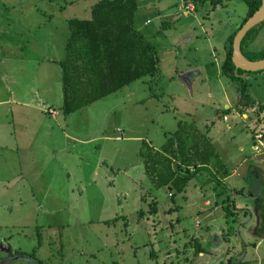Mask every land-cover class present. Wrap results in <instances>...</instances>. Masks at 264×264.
Here are the masks:
<instances>
[{
	"label": "rangeland",
	"instance_id": "rangeland-1",
	"mask_svg": "<svg viewBox=\"0 0 264 264\" xmlns=\"http://www.w3.org/2000/svg\"><path fill=\"white\" fill-rule=\"evenodd\" d=\"M95 1L0 0V264H264L248 196L264 197V145L249 149L264 112L256 121L251 106L240 107L220 70L223 38L245 2L204 12L183 0H136L133 26L153 45L156 71L63 115L57 60L67 19L88 17ZM261 47L264 21L243 50L254 57ZM211 123L223 131L221 147ZM174 135L181 153L169 161ZM227 148L238 155L229 165ZM245 153L254 169L244 162L221 180ZM148 156L170 167L184 158V189L169 195L152 183ZM249 170L258 176L247 184ZM226 196L244 207L226 209ZM195 241L204 255H193Z\"/></svg>",
	"mask_w": 264,
	"mask_h": 264
},
{
	"label": "trees",
	"instance_id": "trees-1",
	"mask_svg": "<svg viewBox=\"0 0 264 264\" xmlns=\"http://www.w3.org/2000/svg\"><path fill=\"white\" fill-rule=\"evenodd\" d=\"M183 1L185 4L187 2L192 3L191 9H196L198 5H204V12L213 9L216 4L220 3V0ZM243 1L246 4L245 14L235 26H232L223 39L224 56L220 70L226 75L227 80L234 84L237 91L236 102L241 106H252L253 99L247 93L248 82L243 75L245 71L235 68L230 60L232 35L260 3V0ZM135 8L136 0H96L90 6L88 17H70L67 19L68 32L63 45V53L57 60L60 67L61 102L59 108L63 115L118 89L133 79L154 74L157 68L155 50L153 45L145 40L133 26ZM263 21L264 18L250 26L239 40L240 51L249 59L264 57V47H261L254 57L246 55L243 50ZM262 70L264 68L246 72H259ZM241 73L242 75H240ZM262 107H264V103L260 102L256 103L252 109L257 118H259L258 112ZM226 111H228L227 107L224 108V112ZM171 140L175 144V149L172 147L173 155L165 158L169 161L176 157L175 151L179 153L178 155L181 153L179 151V138L175 139L174 135ZM166 149L167 147L163 148L164 151ZM163 153L161 158L164 160L165 155ZM202 155H204V158L201 163L210 160L208 149H205ZM183 159L175 161L174 167H170L169 165L159 166L156 161L163 162L158 157L155 161L152 158L150 159L149 156L144 157V172L148 175L150 181L157 186L166 185L168 192H170V189L182 191L188 176L191 174L186 165L189 163H184ZM171 194L172 192L169 195ZM140 200L145 201L146 199L141 197ZM151 203L156 204L152 199ZM148 207L151 210L150 212L156 210V207L149 205V203H147ZM227 207L228 205L225 206L226 209ZM254 207L258 219L256 233L261 234V231L264 232L263 196H257ZM170 208L172 206L162 210L165 211ZM195 243L193 255L201 249L199 243L196 241ZM182 246L184 249L183 241ZM174 250H182V248L178 249L175 245ZM229 258L226 263H229Z\"/></svg>",
	"mask_w": 264,
	"mask_h": 264
},
{
	"label": "crops",
	"instance_id": "crops-1",
	"mask_svg": "<svg viewBox=\"0 0 264 264\" xmlns=\"http://www.w3.org/2000/svg\"><path fill=\"white\" fill-rule=\"evenodd\" d=\"M227 34H228V32H227ZM226 34V35H227ZM225 38V37H224ZM223 38V39H224ZM223 56H224V50L222 51V55H221V62H222V59H223ZM246 73H248L247 75H246ZM256 74H258V75H255ZM245 77H246V80H247V82H248V85H247V88H246V90H247V93H248V95L250 96V98H252L253 99V105L251 106V108L253 109V107H255V104L256 103H260V102H262V103H264V87H263V82L262 81H264V70H262V71H259V72H253V73H249V72H245L244 74H243ZM217 79V78H216ZM222 84V83H221ZM233 86H234V84H233ZM234 88H235V86H234ZM234 91H236V89L234 90ZM235 93H237V91L235 92ZM11 100L13 99V98H10ZM225 100V99H224ZM17 101V100H16ZM22 103H24V102H22ZM26 103V102H25ZM238 104V103H237ZM29 105H31L30 104V102H29ZM225 106H226V104H225ZM240 107H242V106H240ZM241 109V111L239 112V114H240V116L241 117H243L244 115H245V117H246V113L243 111V109L242 108H240ZM262 111L264 112V107H262V109L259 111V114L258 115H263V113H262ZM228 115V113L227 114H223V117L224 116H227ZM233 116V115H232ZM244 117V118H245ZM223 121H225V119H222ZM255 120L256 121H261V119L260 118H257V117H255ZM210 126H213L212 127V129H211V132L213 133V134H215V143H218V146L217 147H221L222 146V144H224V143H222V135H223V131L222 130H220V129H218V128H216V127H214L215 125H213L212 123L210 124ZM225 126H228V124H226ZM260 126H263L262 124H260ZM256 130H258V129H254L253 131H256ZM259 131H261V130H259ZM203 137H204V135H203ZM203 137H201V138H203ZM250 137V136H249ZM232 138V137H231ZM241 138V137H240ZM260 138H262V140H260ZM230 139V138H229ZM218 140V141H217ZM249 140H250V144H249V149L251 150V148H250V146L253 144V143H257L258 145H257V147L259 146V145H261V146H263L264 145V135H263V131H261V136L258 138V140L253 136V137H250L249 138ZM252 140V141H251ZM254 140H256L257 142H255ZM219 141H220V143H219ZM224 141V140H223ZM230 141V140H229ZM238 141V140H237ZM199 142H200V140H199ZM239 142V144H238V146L236 147V151H242L241 150V147H242V145H240V143H241V141L239 140L238 141ZM205 143V142H204ZM206 147H209L210 148V146L206 143V145H205ZM225 147H226V145H225ZM252 147V146H251ZM204 148H202V151H201V153H203L204 154ZM217 150L218 151H221V148L219 149V148H217ZM227 150L230 152V153H233L232 155H227L226 154V151L224 152V156H223V160L229 165L231 162H230V159H232L233 157H235L236 159H237V157H238V155H237V153L235 154L234 153V151H230V149L229 148H227ZM201 158L203 159L204 158V155L203 156H201ZM249 154L248 153H245V154H243L241 157H240V159H239V161H241V162H237L236 163V165H237V167L236 166H234V165H231L230 166V171L227 173V174H224V175H222L221 176V180H223L227 175H230V174H232L233 172L235 173L236 172V169L239 167L240 168V165H242V163H244V162H248V164L250 165V169L251 168H253L254 169V165H253V163L251 162V160L249 159ZM203 161V160H202ZM241 163V164H240ZM208 162L206 161V163H201L200 162V165L201 166H204V167H207L208 166ZM186 165H188L187 167H189V164H186ZM223 165H225V164H223ZM247 165V164H246ZM246 165H245V167H246ZM227 168V167H226ZM263 172H264V168H262L261 169ZM262 171H260L261 173H262ZM258 173H259V171H258ZM236 174V173H235ZM259 175H260V173H259ZM256 176H258V175H256L255 173H254V171L251 173V171L249 170V171H247V173L244 175V180H245V182L248 184V181H253V179H254V177H255V179H256ZM223 177V178H222ZM243 184V183H242ZM225 186H226V184H225ZM235 187H240L239 188V190H236V192H238V193H241V191H242V189L241 188H243L242 187V185L240 184L239 186H235ZM235 187H231L234 191H235ZM229 190L231 189V188H229V187H227ZM238 195V194H237ZM260 196H263L262 194H259ZM243 195H240V197H242ZM248 196L249 197H252L253 198V201H251V203L253 204L252 205V209L253 208H255L254 207V203H255V201H256V198H257V195L255 196V195H253V194H248ZM234 200L235 199H233V197L231 196V197H229V196H226L225 197V201H226V205H228V203L230 204V205H232V206H234V207H238V206H241V203L239 202V204H237V202H234ZM203 204H208V201L206 200V199H204L203 200ZM213 206H215V204L213 205ZM212 206V207H213ZM217 206V205H216ZM221 206H223V203L221 204ZM241 207H244L243 205L241 206ZM211 209V208H210ZM210 209L208 210L209 212L208 213H210L211 211H210ZM253 211V210H252ZM255 211V210H254ZM255 217H256V215H255ZM257 220L258 219H256L255 220V227H254V232L256 233V227H257ZM231 232H232V230H231ZM216 233H218L217 231H216ZM233 233V232H232ZM231 233V234H232ZM256 235H257V238L258 239H261V240H264V238H263V236H262V234H260V233H256ZM215 237H216V235H214ZM217 240V238H213V241H216ZM253 244H254V242H253ZM223 245V244H222ZM201 246V245H200ZM202 249V250H201ZM201 249H200V251L196 254V255H204V250H203V248L201 247ZM205 258V257H204ZM203 260V259H202ZM201 260V261H202Z\"/></svg>",
	"mask_w": 264,
	"mask_h": 264
},
{
	"label": "water",
	"instance_id": "water-1",
	"mask_svg": "<svg viewBox=\"0 0 264 264\" xmlns=\"http://www.w3.org/2000/svg\"><path fill=\"white\" fill-rule=\"evenodd\" d=\"M264 18V0H260L257 8L247 16L240 26L235 30L231 38L230 60L235 68L244 71H255L264 68V57L249 59L239 49V40L245 31ZM242 75V74H241Z\"/></svg>",
	"mask_w": 264,
	"mask_h": 264
},
{
	"label": "built area",
	"instance_id": "built-area-1",
	"mask_svg": "<svg viewBox=\"0 0 264 264\" xmlns=\"http://www.w3.org/2000/svg\"><path fill=\"white\" fill-rule=\"evenodd\" d=\"M190 3L189 2H187L185 5H186V7L187 6H190L189 5ZM48 110H52V109H50V108H48ZM53 111V110H52ZM253 136L258 140V138L261 136V131H259V130H256V131H253ZM253 146H255V144H253Z\"/></svg>",
	"mask_w": 264,
	"mask_h": 264
},
{
	"label": "flooded vegetation",
	"instance_id": "flooded-vegetation-1",
	"mask_svg": "<svg viewBox=\"0 0 264 264\" xmlns=\"http://www.w3.org/2000/svg\"><path fill=\"white\" fill-rule=\"evenodd\" d=\"M245 72H246V71H245ZM245 72H244V73H245Z\"/></svg>",
	"mask_w": 264,
	"mask_h": 264
}]
</instances>
